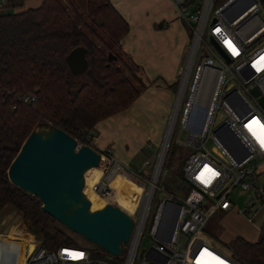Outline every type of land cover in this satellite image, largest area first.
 Wrapping results in <instances>:
<instances>
[{
	"label": "built area",
	"instance_id": "2783aa9c",
	"mask_svg": "<svg viewBox=\"0 0 264 264\" xmlns=\"http://www.w3.org/2000/svg\"><path fill=\"white\" fill-rule=\"evenodd\" d=\"M189 1L171 0L180 18L187 24L190 21L195 23L189 25L193 42L187 52V62L181 68L182 81L191 63L188 83L206 30L208 35V51L201 52L181 118V133L188 131V138L182 144L194 151L183 165L182 180L192 188L193 194L183 201L166 196L158 202L148 228L152 245L141 253V234L157 190L155 185L147 203L131 216L134 228L128 250L123 263L116 264H239L229 254L214 247L213 242L202 234L203 227L213 213L229 212L233 208L229 198L237 188L254 192L245 208L239 211L248 222H253L257 205H264V185L259 182L261 164L264 163V144L260 142L264 139V107L260 103L264 98V61L261 60L264 57V9L260 0H227L217 8L214 0H204L198 11H194L197 14L187 18ZM211 11L212 20L209 22ZM208 70H212L216 78L207 105L202 106L198 103V92L201 78ZM254 90L258 96L254 95ZM34 100V97H26L24 102L33 103ZM171 127L172 122L168 128L170 135ZM83 138L81 142L75 140L77 148L93 149L95 135L89 133ZM208 142L214 146L211 150L206 148ZM99 155V167L103 168L102 176L105 172L106 176L93 184L91 190L105 204L116 203L109 182L116 169L133 179L138 180V177L128 175L123 165L110 158L111 149ZM104 162L106 167H102ZM26 240L32 244L23 250V264H113L109 257L107 260L91 258L80 245L47 250L40 240ZM22 243L17 240L14 249H21ZM74 253L83 255L74 258ZM101 254L97 252L95 255Z\"/></svg>",
	"mask_w": 264,
	"mask_h": 264
},
{
	"label": "trees",
	"instance_id": "16d2710c",
	"mask_svg": "<svg viewBox=\"0 0 264 264\" xmlns=\"http://www.w3.org/2000/svg\"><path fill=\"white\" fill-rule=\"evenodd\" d=\"M226 1L214 0V7ZM260 3L264 9V0ZM128 32L109 0H42L39 8L18 14L0 9V212L13 207L26 228L24 237L38 238L47 250L76 244L35 197L9 183L8 168L40 123L84 140L147 89L142 70L119 46ZM79 47L87 50L88 67L73 76L66 57ZM26 97L35 100L25 103ZM225 248L239 264H264V226L257 242L238 237Z\"/></svg>",
	"mask_w": 264,
	"mask_h": 264
},
{
	"label": "crops",
	"instance_id": "0c3cea01",
	"mask_svg": "<svg viewBox=\"0 0 264 264\" xmlns=\"http://www.w3.org/2000/svg\"><path fill=\"white\" fill-rule=\"evenodd\" d=\"M109 1L129 26L128 34L119 42L120 49L142 70L148 86L127 109L94 127L95 147L98 150L111 149L115 161L127 171L132 168L135 172L137 165L133 161L140 155L154 158L156 166L172 121L175 90L180 81V87L182 85L181 68L191 38L187 28L189 25L179 17L171 0ZM41 4L42 0H0V9L5 13L18 14L31 8L28 6L37 9ZM206 73L214 72L208 70ZM145 163L148 164L147 161ZM130 174L135 176L134 173ZM5 208L17 212L11 206ZM256 228L257 235L253 238L233 236L226 242L240 237L255 243L261 225H256ZM0 237L12 242L16 241L8 238L26 239L24 236L3 234Z\"/></svg>",
	"mask_w": 264,
	"mask_h": 264
},
{
	"label": "water",
	"instance_id": "95a60500",
	"mask_svg": "<svg viewBox=\"0 0 264 264\" xmlns=\"http://www.w3.org/2000/svg\"><path fill=\"white\" fill-rule=\"evenodd\" d=\"M211 43L223 55L212 39ZM86 55L87 50L79 47L66 57L73 76L87 69ZM140 76L147 81L142 74ZM253 93L258 96L256 90ZM260 103L264 107V98L260 99ZM169 138L170 132L160 150L156 183ZM99 165V153L86 146L77 148L76 141L64 131L42 122L22 144L6 177L12 186L35 197L41 204V211L62 227L96 245L103 252L119 256L122 253L121 245L130 241L134 222L126 212L110 204L90 211L91 203L83 192L84 175Z\"/></svg>",
	"mask_w": 264,
	"mask_h": 264
},
{
	"label": "rangeland",
	"instance_id": "374dc122",
	"mask_svg": "<svg viewBox=\"0 0 264 264\" xmlns=\"http://www.w3.org/2000/svg\"><path fill=\"white\" fill-rule=\"evenodd\" d=\"M204 0H190L187 4V13L186 17L188 18L191 14H197L198 8L203 5ZM33 9V6H28ZM197 10L196 12H194ZM194 12V13H193ZM259 17L263 19V16L261 13H259ZM212 20V11L210 13V19L209 22ZM190 26H194L195 23L190 21L188 23ZM193 42V34L191 37L190 45L187 47V51L189 52ZM208 45V35L207 30L204 32L203 35V42L200 45L199 52L197 57L194 60L193 67L191 74L184 76L182 81V87L180 88L181 81L175 90L174 95V106H173V114H172V133L169 138V143L166 151V155L164 158V162L162 165L161 173L159 175L158 181H157V190L154 194V197L152 199V203L150 205V209L147 216V222L146 225L142 231L141 234V240L139 244V250H145L151 247L152 245V239L149 233V223L151 221V218L155 212V208L159 201L164 199L166 196H171L177 199V201H183L185 200L189 195L193 194V190L191 187H189L183 180H182V169L183 165L186 162L187 158L194 152L191 148L185 147L182 143H185L188 138V131H184L181 133V118L183 115V104L184 101L187 99L189 94V86L190 82L192 80L195 67L197 63L200 60V55L203 50H207ZM187 58V55H186ZM123 61L125 64H129V62L126 60L125 57H123ZM187 59H185L184 65L186 64ZM189 66V65H188ZM191 67V65H190ZM214 70H217V67L213 68ZM188 70V68H187ZM190 71V68H189ZM187 72V71H186ZM216 75L215 73L207 74L205 73L200 82V90L198 92V103L202 106H206L209 98L210 89L215 81ZM187 84V85H186ZM176 103V104H175ZM175 120V122H174ZM78 141L81 142L82 140L78 138ZM214 146L212 143L208 142L206 144V148L211 150ZM109 148H106L104 150H98L95 145L93 146V150H95L97 153H103L105 154V151ZM153 152V150H152ZM160 154V152H159ZM110 158H113V153ZM109 158V160H110ZM159 158V156H158ZM154 158H150L149 156H138L136 160L134 159L133 163L137 165V170L134 172L132 168L128 169V175L134 176L130 173H134L135 176L138 177V180L133 179L129 177L132 182L137 184L141 188V197L139 204L135 211L131 214L128 213V211L125 209V207L120 203H108L110 205L119 207L121 210L123 209L124 212L128 213V215L131 217L134 213H138L143 206L146 204L147 200V194L150 187V182L153 178V173L155 171L154 167ZM112 161V160H110ZM147 161L148 164L145 163ZM158 161V160H157ZM258 162V160H256ZM145 163V164H144ZM112 164V163H111ZM113 165V164H112ZM112 165L110 168H112ZM107 163L104 162L102 167H106ZM154 167V169H153ZM102 169L100 167H97L96 169H91L86 173V185H90L93 178H98V180H102L106 176V172L102 176ZM261 176L259 177V182L264 185V166H261L260 168ZM134 176V177H135ZM97 180V181H98ZM96 181V182H97ZM92 185V184H91ZM90 185V186H91ZM87 186V187H88ZM118 187V186H117ZM113 188V187H112ZM119 189V187H118ZM121 189V188H120ZM163 189L164 191H162ZM84 190L87 192V188L85 187ZM114 192L116 191L113 188ZM84 191V193H85ZM254 192L252 190H242L240 188H237L236 190L232 191L229 200L233 204V208L229 212H220L217 211L213 213L210 218L207 220L205 226L203 227L202 234L206 237L210 238L213 241L214 247L226 254H228V250L225 248V245L229 242H226L230 240L233 236H241L244 238H253L257 235V228L256 225H263L264 223V205H257L256 209L257 212L254 216L253 222H248L243 216L239 215V211L243 210L246 206V204L249 202V200L253 197ZM93 204V203H92ZM90 211H96L99 209L104 208L106 205L104 202H96V204L93 205ZM126 210V211H125ZM13 214V215H10ZM20 215L17 212H14L12 209H3L0 212V234L3 235H13V236H25L26 229L24 226V223L22 219L19 217ZM64 228V227H63ZM65 229V228H64ZM65 232L67 235L73 239L76 246L80 245L81 247L85 248L86 251H88L91 255V258L96 257H103L106 259L109 257L111 260L109 262L116 264V263H123L127 250H128V244H122V254L120 258H114L111 254H108L106 252H103L100 250L96 245L88 242L81 236H78L69 230L65 229ZM8 239H13L15 241L19 240L16 237H10ZM29 239H33L34 241H38V238L30 237ZM2 240V239H1ZM23 243L22 245L28 246L29 244H32L30 241L26 239H20ZM226 242V243H224ZM5 245V244H3ZM97 252L102 253L100 256L95 255ZM10 255V254H9ZM8 255V256H9ZM8 256H1L0 261H5ZM107 260V259H106ZM138 262V259H136V263ZM16 264V263H14Z\"/></svg>",
	"mask_w": 264,
	"mask_h": 264
},
{
	"label": "bare ground",
	"instance_id": "6f19581e",
	"mask_svg": "<svg viewBox=\"0 0 264 264\" xmlns=\"http://www.w3.org/2000/svg\"><path fill=\"white\" fill-rule=\"evenodd\" d=\"M160 157H161V154H160ZM160 160H161V158H160ZM159 165L160 164L158 162L154 176L152 178V181L150 182V187H149L148 194H147V200H148L150 194L153 192L154 187L156 185V176H157V172L159 169ZM93 169H96V168H93ZM86 173H85V175H86ZM85 175H84L85 187L88 190H87V192L84 190L85 191L84 194H85L86 198L90 201V203L91 204L93 203L92 204V207H93V205L96 204V202H103L102 199L99 198L91 190V186L93 184L97 183L100 179L98 180V178H93L92 182L90 183V185L91 184L92 185L88 186V185H86L87 181H86ZM132 181L133 180H131L128 176L124 175L122 172H117V169H116V173H114L109 178V182H110L111 187H113L116 190L115 191V197H114L116 200V203L122 204L125 207V209L128 211L129 214L133 213L135 211V209L137 208L139 201H140V197H141V191H142L141 188L139 186H137V184L133 183ZM117 186L119 187V189ZM147 200H146V203H147ZM90 208H91V206H90ZM1 239L2 238L0 237V258H1V256H8L9 254L10 255L7 257V259L5 261L3 260L0 262L1 263L6 262L8 264H14V263L23 264V250L27 246L21 245L20 246L21 249H19V250L14 249V243L15 242L4 240V239L1 240ZM3 244H5V245H3Z\"/></svg>",
	"mask_w": 264,
	"mask_h": 264
},
{
	"label": "snow or ice",
	"instance_id": "6c2138e0",
	"mask_svg": "<svg viewBox=\"0 0 264 264\" xmlns=\"http://www.w3.org/2000/svg\"><path fill=\"white\" fill-rule=\"evenodd\" d=\"M217 31H219V30H217ZM233 51H234V54H235V50H233ZM261 60L264 61V57H261ZM260 142H261L262 144H264V139H261ZM82 255H83L82 253H74V254H73L74 258H79V257H81Z\"/></svg>",
	"mask_w": 264,
	"mask_h": 264
}]
</instances>
